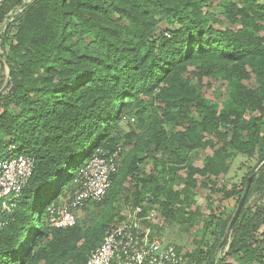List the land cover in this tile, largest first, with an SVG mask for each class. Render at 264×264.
Segmentation results:
<instances>
[{"label": "trees", "instance_id": "trees-1", "mask_svg": "<svg viewBox=\"0 0 264 264\" xmlns=\"http://www.w3.org/2000/svg\"><path fill=\"white\" fill-rule=\"evenodd\" d=\"M23 2L0 6V24L7 25L2 40L14 22L17 27L0 54V158L30 155L35 171L15 214L0 227V264H86L111 229L113 210L87 229L80 222L56 228L47 222V206L75 188L98 149L123 145L112 186L95 204L118 197L134 178L137 201L158 203L168 218H176L174 205L197 185L196 173L226 174L235 154L263 160L264 0H220L223 29L205 11L212 0H31L9 23ZM192 76L224 81L228 97L222 104L208 99ZM252 78L254 88L246 83ZM125 121L131 130L122 139ZM167 123L183 130L170 134ZM124 145L132 146L126 158ZM200 148L212 154L200 168L188 165L185 188L174 191L187 163L183 151ZM162 152L168 158L156 156ZM149 154L165 165L160 176L142 172ZM230 221L216 213L207 219L204 237L210 233L212 242L189 253L195 264H264V160L222 244L229 252L215 260Z\"/></svg>", "mask_w": 264, "mask_h": 264}, {"label": "rangeland", "instance_id": "rangeland-1", "mask_svg": "<svg viewBox=\"0 0 264 264\" xmlns=\"http://www.w3.org/2000/svg\"><path fill=\"white\" fill-rule=\"evenodd\" d=\"M25 1L26 5L31 0H24V2ZM25 5L22 4L19 8L22 9ZM16 10L11 14H14ZM205 11H210L215 14L218 21L212 22V24L216 28L223 29L225 27L227 19L223 13V7L220 5V0H212V5L205 7ZM6 26V20L0 24V54L7 52L8 43L17 28L14 22L9 32L5 33V39L3 41V31L1 29H4L5 32ZM166 28V22H160L159 29L165 30ZM262 33L264 34V30ZM8 70L9 68L6 65L1 72L3 80L8 78ZM192 83L197 84L200 87L201 92L208 99L219 104H222L228 97V90L224 81L215 80L210 77H203L199 82L197 76H192ZM246 83L252 88L257 86L254 78L247 80ZM135 123L134 120L130 119L129 124H131V127H135L136 132H140V129L137 128ZM129 124L125 121L121 125L122 139H124L125 134L129 133L131 130ZM165 127L170 134L183 130L182 127L176 126L172 123H167ZM207 137L211 138L212 136L207 135ZM131 149L132 146L124 145L123 158L127 157ZM183 154H187V163L181 165V169L178 171V179L173 188V190L177 192H182L186 186L187 176L190 172L188 165L199 168L202 167L205 157L211 155L212 150L211 148H200L192 152L184 150ZM147 156L148 157L144 163L140 165L142 172L157 173V175L160 176L165 165L163 163L156 165L157 157L162 158L164 156V158H168L169 155H164L162 152L156 153L157 157L151 154ZM259 162L260 157L258 155L255 157H248L244 154H235L228 159L229 171L226 174H220L215 177L211 174L202 176L201 174L196 173L194 179L196 180L197 185L189 188L187 192L189 197L186 198V193H182L179 201L174 205L175 211L173 213L176 218H168L162 213L158 203L153 204L158 208L159 212H161V226L158 230L162 234L164 241L175 244L179 251L185 253L187 256L189 253H194L199 247L205 250L207 244H211L212 242L210 233L204 237V228L207 219L214 213L223 218L232 219L241 200L239 191L244 189L246 178H248L253 171H257ZM135 187L136 180H134V178L129 179L124 183L123 190L118 197L115 198L114 195L110 194L103 204L90 203L85 208L80 209L78 212V222H80L86 229L90 228L94 224L96 217L100 216L99 219H101L111 208L114 214L110 223L111 227L118 224L119 221L131 212L134 206L139 202L134 194ZM160 199H164V197L160 196ZM177 208L183 209L182 211H178L176 210ZM263 232L264 226L261 227L259 234ZM228 252L229 244L226 247L220 245L217 247L214 259H221L225 257ZM228 260L230 262H235L231 257H229Z\"/></svg>", "mask_w": 264, "mask_h": 264}, {"label": "built area", "instance_id": "built-area-1", "mask_svg": "<svg viewBox=\"0 0 264 264\" xmlns=\"http://www.w3.org/2000/svg\"><path fill=\"white\" fill-rule=\"evenodd\" d=\"M4 2L0 0V6ZM21 11L18 8L14 14L11 12L8 22ZM122 151V144L112 150L98 149L81 170L75 188L47 206L46 219L50 226L68 228L77 225L80 209L105 198L120 167ZM34 171L35 159L30 155L10 153L0 158V227L7 226L15 214ZM146 207L149 208L147 211ZM160 213L155 205L149 204L148 198L138 202L106 232L103 241L91 250L86 264H195L175 244L164 241L158 230Z\"/></svg>", "mask_w": 264, "mask_h": 264}, {"label": "water", "instance_id": "water-1", "mask_svg": "<svg viewBox=\"0 0 264 264\" xmlns=\"http://www.w3.org/2000/svg\"><path fill=\"white\" fill-rule=\"evenodd\" d=\"M25 3H26V1L23 3V5H25ZM263 160H264V158H263ZM263 160H261V161L259 162L257 168L260 167V165L263 163ZM254 173H255V172L253 171V172L251 173V175L248 177V180H247V184H246V187H245L244 194H243V196H242V198H241V200H240V202H239L238 208H237V210H236L234 216L232 217V219H231V221H230V223H229V226H228V228H227V231H226V233H225V235H224V237H223V240H222V242H221L220 245H222V244H223V243H224V242H225V241L231 236V234H232V228H233V226H234V224H235V222H236V220H237V218H238V216H239V214H240V212H241V209H242L243 204H244V202H245V199H246V196H247V193H248L249 187H250V185H251V182H252V179H253Z\"/></svg>", "mask_w": 264, "mask_h": 264}]
</instances>
